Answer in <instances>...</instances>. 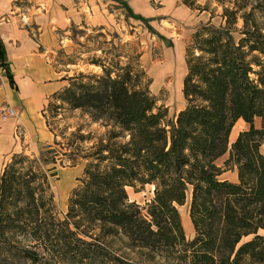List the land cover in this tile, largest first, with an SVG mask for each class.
Instances as JSON below:
<instances>
[{"label": "trees", "instance_id": "obj_1", "mask_svg": "<svg viewBox=\"0 0 264 264\" xmlns=\"http://www.w3.org/2000/svg\"><path fill=\"white\" fill-rule=\"evenodd\" d=\"M234 1L223 25L202 24L186 45L185 105L174 119L120 54L65 77L42 110L47 125V113L80 110L108 130L85 149L90 134L58 142L52 130L39 156L10 155L0 173V264H264V21L255 17L264 19V0ZM0 67L11 79L1 42ZM238 119L249 126L230 142ZM226 152L235 181L219 178ZM63 159L87 162L59 217L50 177ZM145 184L153 197L141 207L128 188ZM188 194L190 239L177 208Z\"/></svg>", "mask_w": 264, "mask_h": 264}, {"label": "rangeland", "instance_id": "obj_2", "mask_svg": "<svg viewBox=\"0 0 264 264\" xmlns=\"http://www.w3.org/2000/svg\"><path fill=\"white\" fill-rule=\"evenodd\" d=\"M183 3V0H180ZM181 10L173 12H165L153 18H144L136 16L132 13L124 2H117L113 5L117 9L118 17L121 24L118 29L110 28L101 31L103 37L98 36L97 31H85L83 29H73L68 34L72 51L64 53L59 51L56 54L55 61L61 65V68H68L71 76L78 72L90 74L99 70V67L90 64L93 60L100 58L104 61L115 59L117 54L122 55L121 64L131 62L138 69L144 71L148 79V89L150 94L156 99L157 105H162L167 109V118L174 119L176 114L184 107L185 100L182 94V80L186 73L185 64V47L189 43L193 32L202 24L211 23L213 25H223L224 20L221 16L223 9L237 8L234 0H186ZM152 7L156 10L160 7L158 2H151ZM250 10V5L240 10L239 14ZM256 20L263 22L264 19L258 13H255ZM237 28L242 26V19L238 17L236 23ZM238 37L237 32L234 33ZM102 50V52L100 50ZM67 66V67H66ZM100 71V70H99ZM7 106L0 108V121L4 119L1 115ZM45 108V107H44ZM43 108V109H44ZM48 114V122L46 129L52 133L49 144L53 143L55 130L58 142H66L65 139L70 132L81 129V133L90 134L91 139L82 143L83 148L90 147L99 137H103L107 127L100 122H92L87 114L80 110H62L61 115L54 119ZM43 115V114H42ZM244 123L240 120L236 122L232 128L230 142L234 135L240 129H243ZM65 128V129H63ZM61 130L64 133L61 134ZM17 134L16 143H20L23 147L21 150L27 154L33 152L39 156L47 146L41 144L34 152L28 138L22 133V128L15 129ZM65 136V137H62ZM58 148V145H54ZM20 152V151H18ZM261 152L264 154V146H261ZM13 152L5 155L0 164V173L4 163L10 158ZM228 152L223 154L216 163L222 166L223 176L232 178V167L224 165ZM86 160L80 159L72 164L67 159L57 161L56 175L50 177V183L54 192V202L59 217H63L67 210V200L71 190L79 184V178L82 177L83 168ZM130 200H134L141 207H144L153 197V185L145 184L143 186L128 188ZM189 194L184 204L177 206L184 232L187 239L194 235L193 227L188 214ZM114 247L121 248L124 251L122 242L116 241ZM134 253L130 252V256L134 257Z\"/></svg>", "mask_w": 264, "mask_h": 264}, {"label": "crops", "instance_id": "obj_3", "mask_svg": "<svg viewBox=\"0 0 264 264\" xmlns=\"http://www.w3.org/2000/svg\"><path fill=\"white\" fill-rule=\"evenodd\" d=\"M121 1L144 18L184 7L180 0H0V42L11 75L10 79L0 69V108L10 106L16 114L0 121V164L10 152L22 151L16 143L17 127L22 128L34 152L42 143L49 144L53 135L46 129L42 110L50 95L67 84L69 75L68 68L57 65L56 54L72 51L68 34L74 28L87 32L118 29L121 19L113 5ZM152 1L160 7L155 10ZM240 120L244 127L239 131L247 129L248 123L236 122ZM260 124V118H254V125ZM232 173V178L223 172L219 178L235 181V168Z\"/></svg>", "mask_w": 264, "mask_h": 264}, {"label": "built area", "instance_id": "obj_4", "mask_svg": "<svg viewBox=\"0 0 264 264\" xmlns=\"http://www.w3.org/2000/svg\"><path fill=\"white\" fill-rule=\"evenodd\" d=\"M0 69H3V68L0 67ZM15 115H16V114H15V110H14L12 107L7 106L6 110H4V113L1 115V117H2L3 119H6V118H8V117H13V116H15Z\"/></svg>", "mask_w": 264, "mask_h": 264}]
</instances>
